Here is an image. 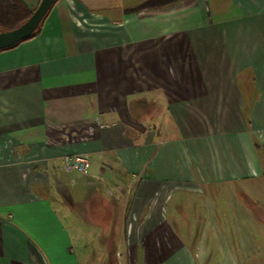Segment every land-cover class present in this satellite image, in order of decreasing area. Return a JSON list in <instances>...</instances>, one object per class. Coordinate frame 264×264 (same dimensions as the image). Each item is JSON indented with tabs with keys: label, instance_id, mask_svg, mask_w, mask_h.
I'll return each mask as SVG.
<instances>
[{
	"label": "crops",
	"instance_id": "crops-1",
	"mask_svg": "<svg viewBox=\"0 0 264 264\" xmlns=\"http://www.w3.org/2000/svg\"><path fill=\"white\" fill-rule=\"evenodd\" d=\"M259 179L264 0H56L0 51V264H95L105 228L52 196L95 184L133 192L125 264H233L238 193Z\"/></svg>",
	"mask_w": 264,
	"mask_h": 264
},
{
	"label": "rangeland",
	"instance_id": "rangeland-1",
	"mask_svg": "<svg viewBox=\"0 0 264 264\" xmlns=\"http://www.w3.org/2000/svg\"><path fill=\"white\" fill-rule=\"evenodd\" d=\"M238 194L240 206L248 208H244L245 211L242 213L243 206L240 207L237 219L235 217L237 205L225 197L219 201L227 211L228 217L233 215V220L236 219L231 225L233 236L231 240L226 241L231 244L234 252L233 264H264V179L254 181L251 188H244V191L240 190ZM132 195L133 192H127L125 196L119 189L104 191L102 184H95L88 198H82L85 201H78L79 198L77 199L65 187L52 194L58 205L66 206L68 214L77 212L82 216H94L97 232L102 231V227L105 228L107 234L96 238L93 241L94 246L89 250L94 254L95 264H125L126 258L128 263L130 262L124 250L123 218L128 210L127 201ZM223 227L231 231L229 224H224ZM78 231L86 233L81 228ZM222 252L219 250L215 257L217 264H226Z\"/></svg>",
	"mask_w": 264,
	"mask_h": 264
},
{
	"label": "water",
	"instance_id": "water-1",
	"mask_svg": "<svg viewBox=\"0 0 264 264\" xmlns=\"http://www.w3.org/2000/svg\"><path fill=\"white\" fill-rule=\"evenodd\" d=\"M56 0H41L32 15L21 25L10 30H0V50L11 48L30 39L52 9Z\"/></svg>",
	"mask_w": 264,
	"mask_h": 264
},
{
	"label": "trees",
	"instance_id": "trees-1",
	"mask_svg": "<svg viewBox=\"0 0 264 264\" xmlns=\"http://www.w3.org/2000/svg\"><path fill=\"white\" fill-rule=\"evenodd\" d=\"M32 13L33 11H31L23 0H0V30H10L18 27L24 23L32 15ZM42 23L32 37L40 31Z\"/></svg>",
	"mask_w": 264,
	"mask_h": 264
},
{
	"label": "built area",
	"instance_id": "built-area-1",
	"mask_svg": "<svg viewBox=\"0 0 264 264\" xmlns=\"http://www.w3.org/2000/svg\"><path fill=\"white\" fill-rule=\"evenodd\" d=\"M95 132L94 128L89 129V135L92 136ZM70 165L67 167L68 171L74 170L80 174H90V162L87 154H75L71 159Z\"/></svg>",
	"mask_w": 264,
	"mask_h": 264
}]
</instances>
